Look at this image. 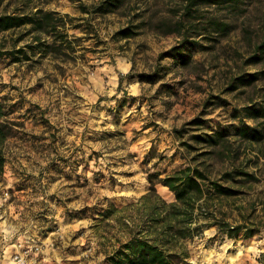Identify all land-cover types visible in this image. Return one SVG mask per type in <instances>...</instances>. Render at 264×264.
Segmentation results:
<instances>
[{"label": "rangeland", "instance_id": "obj_1", "mask_svg": "<svg viewBox=\"0 0 264 264\" xmlns=\"http://www.w3.org/2000/svg\"><path fill=\"white\" fill-rule=\"evenodd\" d=\"M101 1L0 0V16L23 11L25 3L69 16L68 41L59 52L0 59V100L20 123L0 177V213L19 210L9 218L15 233L1 237L2 245H14L0 251V264H43L37 258L45 251L55 264H110L107 256L128 230L120 213L108 217L105 210L138 205L151 174L164 178L188 165L208 169L235 191L218 201L220 218L254 232L230 238L208 228L183 242L190 261L264 264V141L237 135L244 124L264 127V118L247 115L248 107L264 110V60L250 61L264 36V0L201 7V17L218 18L230 30L188 41L168 29L180 17L181 0H126L105 15L81 11L83 5L92 12ZM124 28L137 33L116 37ZM24 36L22 30L1 33L0 45L12 48L17 40L24 47L31 38ZM175 48L191 57L189 65L173 57ZM256 72L260 79L248 85L233 83ZM195 119L202 125L191 124ZM222 130L223 148L193 138ZM234 170L254 179L224 178ZM162 186L156 185L158 194L176 201Z\"/></svg>", "mask_w": 264, "mask_h": 264}, {"label": "trees", "instance_id": "obj_2", "mask_svg": "<svg viewBox=\"0 0 264 264\" xmlns=\"http://www.w3.org/2000/svg\"><path fill=\"white\" fill-rule=\"evenodd\" d=\"M183 7L179 19L168 29L188 41L194 35H226L229 24L218 18L201 17L200 8L203 6L238 5L242 0H181ZM126 0H102L91 12L86 6H81V11L91 14L105 15L121 9ZM25 9L21 12L7 13L0 16V34L16 31H25V37L31 36L24 47L18 48L17 40L12 48L0 45V59L13 57L15 62L23 58L31 59L32 56L41 54L46 57L49 54L59 52L65 47L68 38L66 31V19L56 11H48L39 6L29 8L30 3H25ZM137 32L131 28L121 29L116 37L131 38ZM22 39V40H23ZM21 41V40H20ZM193 43V42H191ZM181 48L172 50V55L178 58L182 66L189 65L191 57L179 53ZM166 56V55H165ZM163 56V57H165ZM264 60V36L255 46V52L250 61ZM264 74V72H263ZM261 72L240 76L233 83L248 85L252 81L260 79ZM144 77V76H142ZM232 88H237L235 84ZM264 110L256 107H248L247 115L251 118H264ZM258 121V120H257ZM193 125H202L195 119ZM20 123L10 119V112L5 100H0V177L6 171L9 162V141L16 136V127ZM237 135L248 141H264V127L262 129L244 124L237 127ZM226 132L216 131L213 134L200 133L193 136L198 144H207L218 148L225 146ZM190 148H193L189 146ZM219 152V150H216ZM224 152L226 148H224ZM242 177L245 181L254 179V176L244 170H234L224 174L228 180L238 181ZM149 192L145 194L138 205L131 204L123 209L114 205L105 210V215L111 217L120 213V220L128 230L126 241L121 242L107 256L110 264H193L185 240H193L204 236L206 229L216 226L220 232L227 233L230 238L237 237L241 231H245V238L254 235L253 229L245 224L233 225L226 219L220 218L218 201L223 196L231 197L235 191L231 187L222 186L213 179L212 172L199 165H188L179 170L159 178L156 174L150 175ZM162 184L174 193L176 201L168 203L157 192L156 185ZM246 229V230H245Z\"/></svg>", "mask_w": 264, "mask_h": 264}, {"label": "crops", "instance_id": "obj_3", "mask_svg": "<svg viewBox=\"0 0 264 264\" xmlns=\"http://www.w3.org/2000/svg\"><path fill=\"white\" fill-rule=\"evenodd\" d=\"M19 212V210H17L16 208H15V210H8L6 207L5 208H3V212L2 213H0V217L2 216V217H4V220L1 222V224H0V251H3L4 250V248L5 247H8V246H12V245H14V244H5V245H2L1 243H2V240H1V237H4V239H5V237L7 236H12V234H14L15 232H14V229H13V227L15 228V231H16V227L17 226H15L14 224L12 225V223L10 224L9 222V218H10V215H13V216H15V215H18L17 213ZM20 214V213H19ZM5 218L8 220L7 222H8V226H9V230L11 231V233L10 234H4L5 232H1V231H3V229L4 228H2V225L4 224V222H6L5 221ZM1 253V252H0ZM46 253H47V251H45V252H43V254H42V259L41 258H37V256L39 255V254H35L34 256V258H32V259H34V260H32L33 262H35L36 260V258H37V261H39V262H42L43 264H55L54 263V261H52V260H50V259H52V257H50V255H48V256H46ZM53 257H55V255H53Z\"/></svg>", "mask_w": 264, "mask_h": 264}, {"label": "bare ground", "instance_id": "obj_4", "mask_svg": "<svg viewBox=\"0 0 264 264\" xmlns=\"http://www.w3.org/2000/svg\"><path fill=\"white\" fill-rule=\"evenodd\" d=\"M162 193H164L165 195H167V196H175L174 195V193L173 192H171L169 189H168V187H166V186H162Z\"/></svg>", "mask_w": 264, "mask_h": 264}, {"label": "built area", "instance_id": "obj_5", "mask_svg": "<svg viewBox=\"0 0 264 264\" xmlns=\"http://www.w3.org/2000/svg\"><path fill=\"white\" fill-rule=\"evenodd\" d=\"M27 252H28L27 250L24 251V253H27ZM15 259H17L20 263H25L24 257L21 254H17L15 256Z\"/></svg>", "mask_w": 264, "mask_h": 264}]
</instances>
